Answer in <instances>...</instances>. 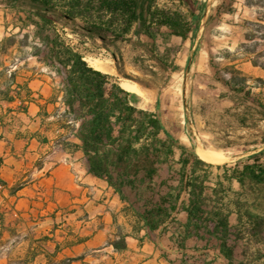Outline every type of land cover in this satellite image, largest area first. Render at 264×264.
<instances>
[{
    "label": "trees",
    "instance_id": "16d2710c",
    "mask_svg": "<svg viewBox=\"0 0 264 264\" xmlns=\"http://www.w3.org/2000/svg\"><path fill=\"white\" fill-rule=\"evenodd\" d=\"M159 1L0 0V10L5 20L12 18L15 30L0 41V54L9 56L16 50L21 63L28 65L33 59L39 70L54 76L56 94L51 104L60 103L61 107L53 117L66 132L59 144L72 154H80L88 175L106 183L121 203L134 211L147 231L148 242L156 244L176 232L183 237L179 251L185 250L186 241L193 237L207 240L208 245L213 241L225 264H243L237 250L247 242L262 248L256 260L264 263V138L243 142L223 136V149L241 158L223 166L206 163L190 136L184 143L168 130L161 100L154 110L144 108L138 95L122 90L113 77L92 69L58 31L61 26V31L69 30L84 41L101 43L113 51L115 62L120 61L118 43L130 44L164 73H174L177 68L170 60L169 48L161 56L158 44L168 47L173 38L187 42L195 34L205 5L198 0H181L187 16L159 7ZM229 7L223 3L219 12ZM3 63L0 109L16 100L12 88L16 75ZM211 63L214 73L203 76L202 83L207 92L218 94L205 108L213 115L226 114L230 121L222 116L217 126L225 129L227 123L247 130L264 122V80L254 83L261 89L256 92L238 70L223 73L218 64ZM17 90L25 89L18 86ZM23 112L27 114L26 108ZM2 165L0 159V171ZM214 171L218 183L213 188ZM163 172L167 176L163 177ZM7 187L0 178V191ZM229 194L233 195V208L226 204ZM246 199L253 201L251 208ZM182 215L187 218L183 226ZM2 221L1 236L6 227ZM111 246L115 251L126 249L125 240ZM83 259L64 258L57 264Z\"/></svg>",
    "mask_w": 264,
    "mask_h": 264
},
{
    "label": "crops",
    "instance_id": "0c3cea01",
    "mask_svg": "<svg viewBox=\"0 0 264 264\" xmlns=\"http://www.w3.org/2000/svg\"><path fill=\"white\" fill-rule=\"evenodd\" d=\"M4 20L5 14L0 10V41L15 32L14 26L8 27ZM13 57L10 60L5 56L3 63L16 75L12 87L16 100L0 109V159L3 160L0 178L8 184L0 191V229L2 219L5 224L7 217L5 208L14 215L11 221H23L29 226V242L37 239L33 236L38 231L36 228H44L45 235L53 239L64 232L60 230L61 221H68L75 226L79 238L64 249L63 258L84 257L75 264L223 262L215 243L211 241L208 245L207 240L198 237L188 239L182 251L177 248L183 240L178 232L156 244L148 242L147 231L134 211L121 203L106 183L88 175L80 154H72L59 144L66 132L53 117L61 107L60 103L51 104L56 94L54 76L47 70H39L36 62L21 63L16 50ZM0 58H3L1 54ZM18 86L25 90H17ZM212 180L211 187H217L216 176ZM34 194L45 196L42 203L35 201ZM59 196H64L66 202L59 201ZM226 204L233 208L232 194ZM180 221L183 226L186 215ZM90 222L95 228L88 232ZM84 232H87L85 236ZM120 240H125L126 249L115 251L111 245Z\"/></svg>",
    "mask_w": 264,
    "mask_h": 264
},
{
    "label": "rangeland",
    "instance_id": "374dc122",
    "mask_svg": "<svg viewBox=\"0 0 264 264\" xmlns=\"http://www.w3.org/2000/svg\"><path fill=\"white\" fill-rule=\"evenodd\" d=\"M198 2L202 6L205 5V10L196 25L194 36L184 43L173 38L168 47L162 42L158 44L161 56H165V50L169 48L172 56L170 60L177 68L174 73H164L154 63L145 60L142 52L130 44L118 43L117 55L120 61L115 62L113 51H107L101 43L84 41L73 36L69 30L61 31V26L58 27V31L70 46L82 54L85 62L87 59L99 60L106 71L105 74L113 77L118 83L129 82L137 85L142 92L139 97L143 100L144 108L154 110L157 101L161 100L168 130L180 137L184 143H188L190 136L196 142V152L200 157L202 150L223 156L226 159L221 165L223 166L241 157L235 158L233 152L223 149L225 144L222 137L241 138L243 142H260L264 138V122L257 123L247 130L234 129L227 123L225 129L218 127L217 123L222 116L226 117L225 121H230L226 114L213 115L214 113L211 114L205 108L218 92H207L202 78L213 75L211 62H215L223 69V73L227 69L230 72L235 70L241 72L253 88H256L257 85L254 83L258 79L264 80V0H198ZM223 3L230 6L224 13L219 12ZM159 7L180 11L188 16L187 9L181 5V0H160ZM4 22L7 25L13 24L11 17ZM257 26H260V29ZM14 52L9 54L10 60H13ZM4 59L5 56L0 58V62H4ZM27 62L33 63L35 60ZM121 74H125L131 80H127ZM195 87L197 89L191 93ZM262 87L264 88V85ZM255 90L259 92L261 89ZM262 90L261 96L264 99V89ZM221 131L224 133L221 134ZM213 174L216 176L217 173ZM162 176H167L166 172H163ZM32 196L39 203L45 198L44 195ZM58 200L66 202L64 196H59ZM246 202L247 207L251 208L253 201L246 199ZM4 214L7 217L2 240L0 239V264H57L64 259V249L78 241L79 235L75 234V226L63 220L60 230L64 232L59 236L51 239L45 235L44 228H36L38 231L33 236L37 239L29 242L31 241L29 226L23 221H11L14 215L8 208H5ZM87 227L88 232L95 228L91 222ZM68 230H71L70 233ZM82 234L85 236L87 232ZM260 252L262 248L243 242L238 247L237 257L243 264L251 262L264 264L256 260ZM218 263L225 264L222 261Z\"/></svg>",
    "mask_w": 264,
    "mask_h": 264
},
{
    "label": "bare ground",
    "instance_id": "6f19581e",
    "mask_svg": "<svg viewBox=\"0 0 264 264\" xmlns=\"http://www.w3.org/2000/svg\"><path fill=\"white\" fill-rule=\"evenodd\" d=\"M86 62L95 71H98L104 74L106 73L104 67L102 66L99 60L87 59ZM119 87L126 92H130L138 96L142 95V92L140 91L139 87L135 84H131L129 82H121L119 83ZM201 157H202L201 158L202 160L206 161L209 164L216 165V166H220L226 161V159L223 156L214 154V153H208L205 150L201 151Z\"/></svg>",
    "mask_w": 264,
    "mask_h": 264
},
{
    "label": "water",
    "instance_id": "95a60500",
    "mask_svg": "<svg viewBox=\"0 0 264 264\" xmlns=\"http://www.w3.org/2000/svg\"><path fill=\"white\" fill-rule=\"evenodd\" d=\"M206 162V161H205ZM207 163V162H206ZM209 164V163H208ZM216 166V165H215ZM221 166V165H220Z\"/></svg>",
    "mask_w": 264,
    "mask_h": 264
}]
</instances>
